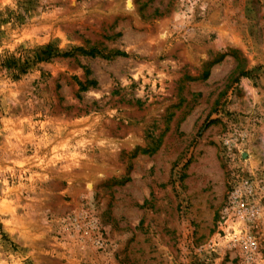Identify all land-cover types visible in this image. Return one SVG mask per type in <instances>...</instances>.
I'll return each mask as SVG.
<instances>
[{"label":"rangeland","instance_id":"rangeland-1","mask_svg":"<svg viewBox=\"0 0 264 264\" xmlns=\"http://www.w3.org/2000/svg\"><path fill=\"white\" fill-rule=\"evenodd\" d=\"M0 264H264V0H0Z\"/></svg>","mask_w":264,"mask_h":264},{"label":"built area","instance_id":"built-area-1","mask_svg":"<svg viewBox=\"0 0 264 264\" xmlns=\"http://www.w3.org/2000/svg\"><path fill=\"white\" fill-rule=\"evenodd\" d=\"M251 186L244 184L237 187L229 196V209H227L221 216L219 222L220 228L224 236H230L231 240L238 239V234L233 230L228 231L229 223L233 217L243 219L248 217L253 212L254 207H251L247 201L250 196Z\"/></svg>","mask_w":264,"mask_h":264},{"label":"trees","instance_id":"trees-1","mask_svg":"<svg viewBox=\"0 0 264 264\" xmlns=\"http://www.w3.org/2000/svg\"><path fill=\"white\" fill-rule=\"evenodd\" d=\"M95 50L93 49V50H90L89 52H88V54H90V55H94L95 54ZM64 55L66 54V53H63ZM124 54V53H123ZM86 89V86L85 85H80V90H85Z\"/></svg>","mask_w":264,"mask_h":264}]
</instances>
